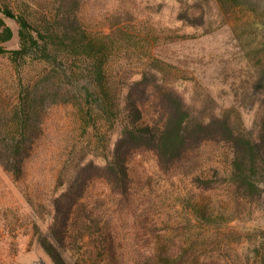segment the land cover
<instances>
[{
    "label": "trees",
    "instance_id": "trees-1",
    "mask_svg": "<svg viewBox=\"0 0 264 264\" xmlns=\"http://www.w3.org/2000/svg\"><path fill=\"white\" fill-rule=\"evenodd\" d=\"M179 1L178 19L192 26L213 24L214 5L219 16L256 8L254 0ZM83 3L0 0V57L19 74L27 64L45 65L35 78L22 75L14 93L0 90V163L23 176L51 106L72 104L87 138L73 143L49 230L39 232L52 261L202 264L205 241L195 226L219 228L264 207V94L252 128L236 108L192 109L170 65L154 53L163 39L186 34L163 35L130 11L94 25L81 14ZM6 17L19 24L16 48L7 46L15 31ZM146 154L164 176L186 179L187 192L138 197L136 161ZM174 199L167 210L164 203ZM253 252L252 264H264V228Z\"/></svg>",
    "mask_w": 264,
    "mask_h": 264
},
{
    "label": "rangeland",
    "instance_id": "rangeland-1",
    "mask_svg": "<svg viewBox=\"0 0 264 264\" xmlns=\"http://www.w3.org/2000/svg\"><path fill=\"white\" fill-rule=\"evenodd\" d=\"M26 1L37 5L44 0ZM254 1L256 8L237 7L235 12L221 16L214 5L215 21L208 26L187 25L179 20V0H84L81 14L91 24L102 25L106 16L130 11L135 21L163 35L173 33L171 29L179 35L186 34L173 41L163 39L154 47L155 55L175 73L173 80L185 101L196 110L239 109L246 126L252 128L262 109L264 94V0ZM6 21L15 31L7 46L16 48L19 24L11 17H6ZM44 67L30 63L19 74L7 58L0 57V90L14 93L22 75L35 78ZM50 109L45 133L27 159L23 176L17 178L0 163V264H55L41 246L39 232L49 230L52 197L65 188L58 175L73 143L81 145L87 137L74 113L76 107L61 103ZM136 165L141 176L136 184L138 197L152 190L161 193L159 198L177 196L189 188L186 179H169L161 174L151 154L138 157ZM99 185V192L104 193V185ZM166 201L164 207L174 210L170 203L175 199ZM263 228L264 207L219 228L195 226L205 241L201 247L202 264H252L253 248Z\"/></svg>",
    "mask_w": 264,
    "mask_h": 264
}]
</instances>
